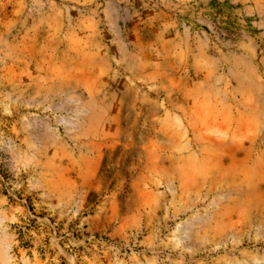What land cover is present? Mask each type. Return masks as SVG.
Returning a JSON list of instances; mask_svg holds the SVG:
<instances>
[{
	"label": "rangeland",
	"instance_id": "rangeland-1",
	"mask_svg": "<svg viewBox=\"0 0 264 264\" xmlns=\"http://www.w3.org/2000/svg\"><path fill=\"white\" fill-rule=\"evenodd\" d=\"M0 264H264V0H0Z\"/></svg>",
	"mask_w": 264,
	"mask_h": 264
}]
</instances>
